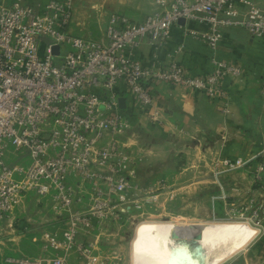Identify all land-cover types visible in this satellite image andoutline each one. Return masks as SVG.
I'll return each instance as SVG.
<instances>
[{
	"label": "built area",
	"instance_id": "1",
	"mask_svg": "<svg viewBox=\"0 0 264 264\" xmlns=\"http://www.w3.org/2000/svg\"><path fill=\"white\" fill-rule=\"evenodd\" d=\"M75 3L49 0L38 10L23 0H0V230L33 197L66 225L62 239L51 233L45 240L46 248L62 254L23 257L19 264H66L74 248L89 250L78 243L80 233L145 209L152 194L165 189V180L145 186L131 176L142 156L130 144L135 131L120 106L121 81L152 121L161 110L147 86L150 80L201 91L225 101L230 111L224 79L242 77L240 65L214 60L212 72L191 75L178 58L181 45L167 67H147L132 56L145 39L165 45L181 19L208 25L206 32L190 33L213 48L227 27L264 38V0H159L160 8L142 21L111 13L102 41L70 32ZM261 95L264 99V77ZM251 162L219 157L214 170L224 175ZM255 170L262 183L264 159ZM247 201L240 222L258 230L254 241L264 232V195Z\"/></svg>",
	"mask_w": 264,
	"mask_h": 264
},
{
	"label": "crops",
	"instance_id": "2",
	"mask_svg": "<svg viewBox=\"0 0 264 264\" xmlns=\"http://www.w3.org/2000/svg\"><path fill=\"white\" fill-rule=\"evenodd\" d=\"M23 1L26 5L43 10L49 0ZM158 1L76 0L69 30L75 36L106 40L105 32L111 13L125 14L134 21H142L160 8ZM165 1L169 3L171 0ZM7 2L11 3L12 0ZM208 29V25L198 21H180L173 27L171 39L165 45L157 47L145 39L132 56L147 67H167L171 58L177 56L178 47L184 45L178 58L191 75L212 72L215 68L214 60L240 65L244 71L242 77L228 76L224 79L229 92V112L225 111V101L211 99L201 91L171 82L150 80L147 86L161 110L160 118L152 121L124 82L119 83L118 91L120 98H126L127 107L123 111L134 125L135 136L130 144L135 145L136 153L140 152L142 156L131 172L133 180L139 183L140 175L147 170L151 172L156 164H159L157 168L172 165L167 161L173 163L171 152L175 151L184 157L180 177L188 179L183 174H187L189 168L197 169L196 172L200 174L194 177L193 183L210 184L214 204L222 200L223 203H220L226 213L238 199L264 195V177L262 183L255 180V169L264 159V99L261 95L264 38H254L244 28L227 27L223 29L222 41L213 48L190 33L206 32ZM219 157L235 162L252 159V162L246 168L218 176L214 170V161ZM203 171L212 174L201 175ZM149 183L153 184V181L148 180L147 185H152ZM225 199H229V203ZM236 222L224 223L229 233L237 227ZM165 224L168 226V223ZM191 234L194 235L193 232ZM251 244L241 260L245 264H264V232L259 235L257 242ZM2 249L4 247H0ZM2 255L6 264H19L18 260L26 257Z\"/></svg>",
	"mask_w": 264,
	"mask_h": 264
},
{
	"label": "rangeland",
	"instance_id": "3",
	"mask_svg": "<svg viewBox=\"0 0 264 264\" xmlns=\"http://www.w3.org/2000/svg\"><path fill=\"white\" fill-rule=\"evenodd\" d=\"M171 157L173 163H169V160L167 162L172 165L157 168L159 164H156L151 172L147 170L140 175L139 183L145 186H148V180L157 184L158 178L165 179V189L162 188L152 194V203L139 211L124 212L123 218L119 221L108 220L100 228L80 233L78 243L89 250L74 248L69 252L66 264H135L133 246L142 225L151 235L163 224L168 223V226L171 225L169 232L179 238L188 236L191 232L206 231L208 238L206 241H201L194 235L195 238L189 245L192 256L198 264H213L215 259L227 249L226 246L229 247L235 241L242 240L240 235L247 233V225L240 222L243 221L241 220L243 215L239 210L246 205L247 199H238L225 213V208L220 203H223L222 200L214 204L210 195V184L193 183L194 177L200 174L196 172L197 169L189 168L187 174H183L188 179H184L180 177L184 157L175 151L171 152ZM211 174L210 171H203L201 175ZM182 181L186 182L182 183ZM228 200L225 199L227 203ZM10 220L14 222L12 227L9 226ZM226 221H237V227L230 233L224 224ZM210 222L223 224L224 228H221L217 234L211 233L208 224ZM65 227L64 220L59 219L49 205L44 204L40 207L33 197L26 205L16 209V213L8 217L3 230H0V247H4L0 250V264H6L2 254L26 257H38L49 252L62 254V251H57L55 248H46L45 240L51 233L57 234V237L62 239L66 232ZM176 241L180 242L181 239ZM257 241L258 236L256 241L251 240L244 249L223 264H245L241 260L245 256V251L252 245L251 243Z\"/></svg>",
	"mask_w": 264,
	"mask_h": 264
},
{
	"label": "bare ground",
	"instance_id": "4",
	"mask_svg": "<svg viewBox=\"0 0 264 264\" xmlns=\"http://www.w3.org/2000/svg\"><path fill=\"white\" fill-rule=\"evenodd\" d=\"M143 226L144 225L139 228L137 237L134 241L133 247L135 249H133V251L135 264H180L181 261L179 262V257L181 258L185 255L191 262L185 260V258L184 262L186 261L187 264H195V260H193L192 253L189 249L191 241L195 237L201 241H206L208 239L206 231L195 232V237L193 234L181 238L176 237L169 232L167 224H163L158 230L149 235L150 232ZM246 227L247 233H245V235H240L242 240L235 241L229 247L226 246L227 249L215 259L213 264H223L235 253L245 248L258 234V230L252 225L247 223ZM221 228L223 229L224 225L215 222L210 224L209 231L217 234ZM177 239H181V241H176Z\"/></svg>",
	"mask_w": 264,
	"mask_h": 264
},
{
	"label": "water",
	"instance_id": "5",
	"mask_svg": "<svg viewBox=\"0 0 264 264\" xmlns=\"http://www.w3.org/2000/svg\"><path fill=\"white\" fill-rule=\"evenodd\" d=\"M181 22L184 23L185 22V19H181ZM53 51H54L55 54H58L60 52V47L59 46H55L53 48ZM119 101H120L121 108L125 109L127 107L126 98L125 97H121L119 99ZM184 258H185V260H188V258L186 257V255L185 256H182V258H180V261L181 262L179 261L180 264H187L186 261L184 262ZM193 260H195V264H198V261L195 258H193ZM188 261L191 262L190 259Z\"/></svg>",
	"mask_w": 264,
	"mask_h": 264
}]
</instances>
